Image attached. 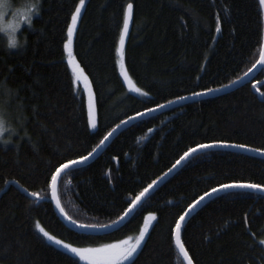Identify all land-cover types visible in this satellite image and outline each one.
Listing matches in <instances>:
<instances>
[{"label":"trees","instance_id":"obj_1","mask_svg":"<svg viewBox=\"0 0 264 264\" xmlns=\"http://www.w3.org/2000/svg\"><path fill=\"white\" fill-rule=\"evenodd\" d=\"M9 13L29 20L11 35L0 30V81L7 94L0 135V264H80L50 245L36 224L75 247H98L136 236L155 215L129 264H184L173 239L175 221L221 184L264 185V159L207 151L189 159L117 230L81 234L68 229L50 200L60 163L92 153L118 125L178 100L224 88L258 61L263 16L258 0H85L73 54L90 82L95 131L83 93L73 83L64 43L79 0H6ZM133 18L124 70L147 97L130 94L116 49L124 11ZM217 23L220 30L217 31ZM13 36V37H10ZM18 45L11 49L10 40ZM10 90V91H9ZM264 66L232 92L147 116L124 128L86 166L58 183L61 208L75 224L110 225L129 202L164 176L190 148L243 144L264 153ZM7 142V143H5ZM258 152V151H257ZM31 193H36L32 196ZM264 195L228 192L201 206L181 231L193 264H264Z\"/></svg>","mask_w":264,"mask_h":264},{"label":"snow or ice","instance_id":"obj_2","mask_svg":"<svg viewBox=\"0 0 264 264\" xmlns=\"http://www.w3.org/2000/svg\"><path fill=\"white\" fill-rule=\"evenodd\" d=\"M85 5V0H79V4L76 5L75 11L71 14V23L67 26V38L64 43V50L67 53V63L72 69V79L73 83H79V81L83 80L86 86V90L89 92V101H88V123L92 128H96V120L94 117L93 109L95 106L94 98L92 97L91 88L88 86V77L84 74V70L80 67V65L76 62V59L73 55L72 44H73V34L76 29L77 20L80 17L81 9ZM6 0H0V9L7 7ZM259 6L264 8V0H259ZM29 11H35L36 14H39V0H36V3L30 5ZM4 13L0 11V17H2ZM133 15V4L128 3L126 9L124 11L123 16V27L120 32L119 44L120 46L116 49L117 56L119 59L117 60V64H119L121 69V75L124 77L125 81L131 85V80L129 79L128 73L124 70V43L125 37L128 33L129 22L132 19ZM29 20V24H31L30 17H26ZM217 31L220 30L219 23H217ZM8 47L11 49H15L17 47H22V45H18L15 39L10 40L8 43ZM261 65H264V47H262L260 51V59L258 61ZM5 81H0V96H3L6 93L5 91ZM10 91V90H9ZM131 91L138 92L141 95L147 96L148 93L141 92V90L135 86L131 87ZM213 91V90H209ZM203 93H194V95H202ZM264 96V93L261 94ZM179 99H184V97H179ZM7 103L3 100H0V135L3 134L7 129L5 128V124L7 122L8 113L6 111ZM157 107H163V105H157ZM149 112L155 111V109H149ZM138 115H143V113H138ZM133 119V118H130ZM119 127V126H118ZM115 131V130H114ZM111 135V133H109ZM108 137H105L107 140ZM7 143V142H5ZM104 141H101L103 144ZM224 146V147H237L241 149H245L246 146L243 144L237 145H229V144H201L197 148H190L187 152L184 153L183 156L180 157V160L176 161V164H179L182 160L190 157L193 153L211 147ZM99 147V146H98ZM252 151H261L260 149H251ZM92 153H89L88 156H82L79 159L68 160L67 162L60 163L58 167L55 168L54 173L51 175V189H52V197L56 200L57 208H60L61 212H63V208H61L60 201L56 195V186L57 181L62 172L67 169L72 168L74 165H78L87 161L89 156ZM176 165H173L175 167ZM171 171V169H169ZM156 182L153 181V184ZM152 185L150 184L148 188H145L139 195L135 197V199L129 202V208L125 211V216L129 215L131 212L136 211L137 207L140 205L142 198L145 196V193L148 192L149 188ZM239 188V189H251L253 191H258L264 193V185L260 184H252V183H230V184H221L218 188H213L211 193L205 192L203 196L200 197L198 201H196L193 205L189 206V210L185 212L183 215L179 216V219L175 221V229H174V241L175 247L178 250L180 256L183 258L187 264H193L192 258L190 257L188 251L185 249L184 244L181 242V230L183 227V222L185 221L186 216L190 215L191 211H193L201 201L205 199V197L210 196L212 193L226 191L228 189ZM32 196H36V193H31ZM71 219V217H67ZM123 219V218H122ZM148 219H155L154 216H149ZM72 223H76L75 220H72ZM80 228H92L95 229L97 225H85L80 224ZM100 228H106L107 225H100ZM36 228L43 234V236L48 240L53 242L56 245H59L66 249L73 256L78 257L80 261H83L84 264H124L125 261H130L133 255L137 252V250L141 247V243L145 238V233L148 230V224L145 223L143 229L140 230V234L135 240L132 237H128L127 239L119 240L114 243L103 244L98 247H75L69 243H65L63 240L57 239L55 236L50 235L47 231L40 227L37 223ZM261 244H264V240L260 241Z\"/></svg>","mask_w":264,"mask_h":264},{"label":"water","instance_id":"obj_3","mask_svg":"<svg viewBox=\"0 0 264 264\" xmlns=\"http://www.w3.org/2000/svg\"><path fill=\"white\" fill-rule=\"evenodd\" d=\"M259 1V0H258ZM262 11V16H263V41H262V47H264V8H261ZM133 18V15H132ZM132 23V19L129 22V28H128V33L125 37V43H124V47L125 44L127 42L128 39V35H129V30H130V26ZM123 27V25H122ZM120 46V44H118V47ZM261 47V49H262ZM260 59V56H259ZM258 59V61H259ZM257 63L244 75L242 76L240 79L236 80L235 82H233L232 84L221 88L219 90H214L211 92H207V93H203L202 95H194V96H189V97H184V99H178L175 100L173 102H170L166 105H163V107H158L155 109V111L152 112H145L143 113V115H139L136 117H133V119H129L123 123H121L120 125H118L117 127H115L110 133L111 135H107L106 137H108L107 140H105V138L102 140L104 141L103 144H99L93 152L92 155L89 156V158L87 159V161H85L84 163L78 164V165H74L72 168L65 170L64 172L61 173L58 181H57V186H56V195L58 198V183L59 180L61 179V177L67 173L68 171H71L73 169L76 168H80L83 166H86L87 164L91 163L94 159H96L101 153L102 151L105 149V147L113 140V138L119 134V132H121L124 128L130 126L131 124H133L134 122L141 120L143 118H146L147 116H151V115H155L173 108H177L195 101H200V100H204V99H208V98H213L216 96H220L222 94L228 93V92H232L234 90H236L237 88L249 83L256 75L257 73L263 68L264 65H261L260 63ZM115 130V131H114ZM207 151H229V152H236V153H242L248 156H252V157H256V158H261L264 159V153L261 152H257V151H252L250 149H241V148H237V147H224V146H217V147H211V148H205V149H201L195 153H193L190 157L186 158L185 160H182L179 164H175L176 166L173 167L171 169V171H168L164 176H162L160 179H158L157 181H155V184H152V187L149 188L148 192L145 193V196L142 198L140 205L163 183L165 182L169 177H171L175 172H177L189 159H191L192 157L203 153V152H207ZM250 192V193H254V194H260V195H264V193L262 192H258V191H253L251 189H239V188H233V189H228L226 191H220V192H216V193H212L210 196L205 197V199L203 201L200 202V204L193 210L191 211L190 215L186 216L185 221L183 222V227L186 224V222L188 221V219L201 207L203 206L205 203H207L208 201H210L211 199L220 196L222 194L228 193V192ZM211 193V192H210ZM59 199V198H58ZM50 200L53 204V207L57 213V216L60 218V220L63 222V224L70 230L77 232V233H81V234H90V235H101V234H105V233H109L112 231L117 230L118 228H120L133 214L135 211L131 212L129 215L125 216V213L121 216V218L119 220H117L116 222L108 225V227L106 228H80L78 224H74L72 223V221L70 219L67 218V216L64 214V212H61L60 208H57L56 206V200L53 199L52 197V189L50 187ZM139 205V206H140ZM138 206V207H139ZM137 207V209H138ZM189 210V208H188ZM187 210V211H188ZM186 211V212H187ZM123 218V219H122ZM182 227V229H183ZM182 231V230H181ZM174 233V232H173ZM173 239H174V235H173ZM174 245H175V241H174ZM176 248V247H175ZM177 250V249H176ZM178 252V250H177ZM179 254V252H178ZM180 256V254H179ZM181 257V256H180ZM182 261L184 264H187L186 261L183 260V258L181 257Z\"/></svg>","mask_w":264,"mask_h":264},{"label":"rangeland","instance_id":"obj_4","mask_svg":"<svg viewBox=\"0 0 264 264\" xmlns=\"http://www.w3.org/2000/svg\"><path fill=\"white\" fill-rule=\"evenodd\" d=\"M82 9H83V8H82ZM82 9H81V10H82ZM0 11H2V12L4 13V15H3L2 17H0V30L3 31V32H5V33H8V35H11L14 31H16V29H17V27H18L19 25H21V24H23V23L26 22V15H25V13H24V14L21 13V15L19 16V15H15V13L12 12V13H9V15H8V12H9V7H8V6H7V7H4L3 9H0ZM22 26H23V25H21V26L17 29V31H18ZM75 30H76V29H75ZM74 34H75V31H74ZM74 34H73V38H74ZM10 37H13V36H10ZM72 51H73V44H72ZM73 55H74V54H73ZM65 56H66V61H67V53H66V52H65ZM76 62H77V61H76ZM67 64H68V63H67ZM68 66H69V65H68ZM69 69H70L71 74H72V69H71L70 66H69ZM118 69H119V74H120V76H121L123 82H124L125 85H126V89H127V91H128L130 94L135 95V96H137V97H142V98H143V97H147V96L141 95V94L138 93V92H133V91H131V87H132V86H135L134 83L131 81L132 83H131V85H130L129 83H127V82L125 81L124 77L121 75V69H120L119 64H118ZM129 79H130V78H129ZM130 80H131V79H130ZM74 85H75V87H76L77 89H79V90L83 93V95H84L85 103H86V110H87V119H88V101H89V92L86 90V86H85L83 80L79 81V83H74ZM88 86L91 88V85H90L89 80H88ZM135 87H136V86H135ZM141 92H143V91L141 90ZM91 93H92V97L94 98L92 88H91ZM93 113H94V117H95V120H96V110H95V106H94V109H93ZM88 125H89V123H88ZM96 125H97V122H96ZM89 129H90L91 131H95L96 128H92V127L89 125ZM150 215L155 217V215H152V214L147 215V216L144 218V222H143V225H142V227H141V229H143L144 226H145V223L148 224V230H147V232L145 233V238H144V240H143L142 243H141V247H142V244H143V242L145 241V239H146V237H147V235H148V233H149V231H150V229H151V227H152V225L154 224L155 219H156V217H155V219H148ZM141 229H140V230H141ZM36 230H37V232H38V233H39V234L45 239V241H46L47 243H49L50 245H52V246H54V247H56V248H58V249L64 251L65 253H68L69 255H71L72 257H74L75 259H77V260L79 261L80 264H84L83 261H80L78 257L73 256L71 253H69V252H68L66 249H64L63 247H61V246H59V245H56V244H54V243L51 242V241H48V240L43 236V234L39 231V229L36 228ZM139 234H140V231H139V233H138L136 236L132 237L133 240H135V238H137V237L139 236ZM126 239H127V238H126ZM262 245H263V247H264V244H262ZM141 247H140V248H141ZM140 248H139V249L137 250V252L133 255V257L131 258V260H130V261H125L124 264H129V263L133 260V258L135 257V255L138 253V251L140 250Z\"/></svg>","mask_w":264,"mask_h":264}]
</instances>
